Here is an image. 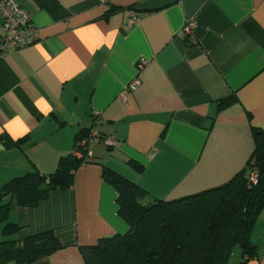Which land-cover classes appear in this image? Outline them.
<instances>
[{
	"label": "crops",
	"instance_id": "1",
	"mask_svg": "<svg viewBox=\"0 0 264 264\" xmlns=\"http://www.w3.org/2000/svg\"><path fill=\"white\" fill-rule=\"evenodd\" d=\"M16 1L38 39L0 55V187L54 171L81 128L93 124L114 140L89 142L72 185L35 206L3 198L7 221L21 228L4 236L0 224V240L52 229L62 244L31 264H84L80 246L127 232L102 167L167 201L246 166L254 128H264V0ZM188 22L191 38L182 33ZM251 240L258 254L245 264H264V207Z\"/></svg>",
	"mask_w": 264,
	"mask_h": 264
},
{
	"label": "trees",
	"instance_id": "2",
	"mask_svg": "<svg viewBox=\"0 0 264 264\" xmlns=\"http://www.w3.org/2000/svg\"><path fill=\"white\" fill-rule=\"evenodd\" d=\"M35 1L41 7L53 2ZM226 103L221 101L220 106ZM92 129L93 124L74 135L72 150L59 156L54 171L44 174L34 169L1 185L2 235L16 234L21 228L7 221L11 201L1 202L3 198H13L19 207H31L46 199L51 191L69 188L74 171L88 159L87 139ZM253 139L254 149L246 166L229 181L175 200L150 198L139 185L102 167L103 179L116 190L117 212L128 230L80 246L84 264H229L236 249V264H245L257 256L251 233L264 207V128H254ZM2 140L9 145L8 140ZM128 164L137 171L143 170L133 160H128ZM250 172L257 174L254 184L247 182ZM61 248L52 229L21 239L5 238L0 240V264H31Z\"/></svg>",
	"mask_w": 264,
	"mask_h": 264
},
{
	"label": "built area",
	"instance_id": "3",
	"mask_svg": "<svg viewBox=\"0 0 264 264\" xmlns=\"http://www.w3.org/2000/svg\"><path fill=\"white\" fill-rule=\"evenodd\" d=\"M0 14L2 16V30L0 35V55L20 49L22 47L29 46L37 41L38 29L32 22V18L29 13L22 8L16 0H0ZM138 16L132 13L129 22L133 23L137 20ZM192 22H188L182 28V33L188 35L191 38ZM138 67H142V63L138 64ZM139 84V80L136 78L128 85L134 89ZM86 140L82 141L84 144ZM87 142H99L106 146L114 144L112 137L102 134L95 129H92ZM79 156L80 153L76 152ZM248 183L257 182L256 172H250L247 175Z\"/></svg>",
	"mask_w": 264,
	"mask_h": 264
},
{
	"label": "rangeland",
	"instance_id": "4",
	"mask_svg": "<svg viewBox=\"0 0 264 264\" xmlns=\"http://www.w3.org/2000/svg\"><path fill=\"white\" fill-rule=\"evenodd\" d=\"M238 250H234V252L232 253V256L230 258L229 264H236L238 261Z\"/></svg>",
	"mask_w": 264,
	"mask_h": 264
}]
</instances>
